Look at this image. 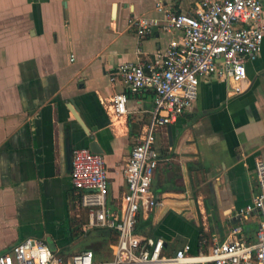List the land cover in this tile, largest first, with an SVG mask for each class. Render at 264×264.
I'll list each match as a JSON object with an SVG mask.
<instances>
[{
    "label": "crops",
    "instance_id": "1",
    "mask_svg": "<svg viewBox=\"0 0 264 264\" xmlns=\"http://www.w3.org/2000/svg\"><path fill=\"white\" fill-rule=\"evenodd\" d=\"M199 1L0 0V255L27 238L61 254L91 231L68 142L72 150L100 146L109 207L120 208L124 169L152 123L155 94L132 92L118 70L154 60L181 36L154 30L140 40L129 20L163 19L158 4L192 15ZM247 72L240 95L216 76L201 79L193 106L170 125L171 139L170 126L157 132L152 189L164 206L142 211L136 233L163 239L164 256L185 246L208 253L215 239L257 242L261 217L248 208L259 193L255 162L264 161V42ZM121 93L127 114L116 117L110 106ZM103 234L95 239L99 259L102 244L112 245Z\"/></svg>",
    "mask_w": 264,
    "mask_h": 264
},
{
    "label": "built area",
    "instance_id": "2",
    "mask_svg": "<svg viewBox=\"0 0 264 264\" xmlns=\"http://www.w3.org/2000/svg\"><path fill=\"white\" fill-rule=\"evenodd\" d=\"M156 11L163 19H130L129 28L140 40L154 30L179 32L181 36L173 38L169 48L154 60L123 64L118 70L132 92L150 90L155 94L152 123L135 142L124 169L127 192L119 209L109 207L104 157L89 148H75L71 156V179L87 215L86 227L116 235L110 247L112 259L101 260L91 249L65 257L43 240L27 238L1 254L0 264H264V161L260 159L255 162L259 193L248 208L261 217L256 243L236 237L222 243L215 239L208 253L192 255L185 246L167 257L163 255V239L136 233L142 211L164 206L152 189L160 161L155 148L157 132L175 124L193 106L203 78L216 76L232 84L234 94H243L247 64L258 59L264 42V0H200L192 15L177 13L163 4H158ZM127 102L126 94L116 95L111 112L116 117L126 115Z\"/></svg>",
    "mask_w": 264,
    "mask_h": 264
},
{
    "label": "rangeland",
    "instance_id": "3",
    "mask_svg": "<svg viewBox=\"0 0 264 264\" xmlns=\"http://www.w3.org/2000/svg\"><path fill=\"white\" fill-rule=\"evenodd\" d=\"M102 231L103 230H95V229L92 230L91 229V231L88 234H85L83 237L79 238L78 244H72L70 248H68L66 252H62L61 255H64L65 253H70V252L73 253L75 251L77 252L80 249H87V248H93L91 250L95 252L98 246L95 242V239L99 236L98 234H100ZM101 252L103 254L101 260H111L112 259L111 251L109 250L107 245L105 246L102 244Z\"/></svg>",
    "mask_w": 264,
    "mask_h": 264
},
{
    "label": "water",
    "instance_id": "4",
    "mask_svg": "<svg viewBox=\"0 0 264 264\" xmlns=\"http://www.w3.org/2000/svg\"><path fill=\"white\" fill-rule=\"evenodd\" d=\"M168 130H169L170 139H171V133H172V128H171V126L168 128ZM89 149H90L93 153H97V154L103 155V151L101 150L100 146H99L96 142H91V143L89 144ZM72 151H73V150L71 149L70 142H68V149H67V152H68V161H69L70 164H71Z\"/></svg>",
    "mask_w": 264,
    "mask_h": 264
},
{
    "label": "trees",
    "instance_id": "5",
    "mask_svg": "<svg viewBox=\"0 0 264 264\" xmlns=\"http://www.w3.org/2000/svg\"><path fill=\"white\" fill-rule=\"evenodd\" d=\"M131 135L136 136L137 134H134L133 130L131 129ZM103 233H104L103 237L108 239L110 241V243L114 244L116 242L117 238H116V235L113 231H109V230L104 231L103 230Z\"/></svg>",
    "mask_w": 264,
    "mask_h": 264
}]
</instances>
